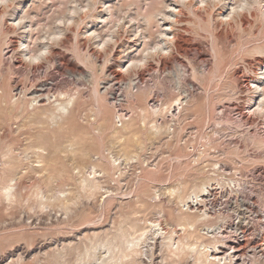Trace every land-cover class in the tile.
I'll return each mask as SVG.
<instances>
[{"label": "rangeland", "instance_id": "rangeland-1", "mask_svg": "<svg viewBox=\"0 0 264 264\" xmlns=\"http://www.w3.org/2000/svg\"><path fill=\"white\" fill-rule=\"evenodd\" d=\"M106 1H0V98L10 89L12 100L18 101L24 95L33 100L31 96L37 94L31 92L32 88L35 85V89H39L41 84L56 93L62 91L79 96L78 105L75 104L70 115L59 124L48 115L38 116L40 121L36 116L31 119L25 117L35 112L33 110L37 107L53 105L56 102L54 96L43 103L35 100L27 103L25 112L18 117H11L2 108L4 104H0V171L5 167L7 158L16 159L21 170L17 177L23 175L17 181L19 186L23 183L21 188L25 186L22 188L23 197L12 202L1 198L0 189V264H45V260H48V264L53 259L51 257H54L52 252L55 255L56 249L67 246L69 241L70 245L82 244L85 243V234L104 237L106 232H113V221H122L120 211L126 209L130 213L134 211L132 236L140 233L142 227L148 224L147 219L160 220L167 230V226L170 227L168 222L172 221L169 214H176L174 212L177 211L174 204L176 201L170 200L166 194L161 195L159 200L152 199L153 188L160 184L178 186L182 182V195H187L190 188L200 183L201 178L212 175L211 172L215 170L216 174L226 176V182L234 179L242 184V192L248 193L250 190L252 198L264 208V110L263 113L253 110L257 94L264 90L256 92L252 87V82L260 77L259 68L264 67V16L262 21L259 18V15L262 17L260 11L264 9V0H256L259 2L254 4V8L245 5L243 11L231 18L225 15L241 0ZM245 1L253 4V0ZM103 2L110 5L111 22L107 20L99 23L93 29L97 28L96 32L103 39L111 34L113 36L104 52L87 32L99 15L108 16L102 6ZM152 2L162 10V3H171V7L179 9L178 22L174 24V32L179 36L177 46L170 54L151 57L145 67L137 66L126 71L121 66L128 59L142 56L144 41L153 45L159 39L156 28L148 27L139 15V10ZM21 3L26 5L28 20L32 22L33 28L37 27L31 34V48H35L41 41L39 39L47 35L45 32L56 26L62 29L63 37L57 40L58 44L51 45L50 41L47 43L52 46L50 59L42 60L37 65L29 64L21 56L18 44L22 36L21 29L17 26L15 28L12 22L13 14L15 17L22 15L17 8ZM252 14L253 17L250 16ZM70 17L74 21L68 24L66 20ZM59 18L63 23L58 24ZM139 33L145 37L142 39ZM211 45H215L221 58V83L220 89L206 88V93L201 83L205 78L203 75L214 65ZM260 50H263V54ZM84 54H88L89 60L81 62ZM105 54L108 63L101 69ZM178 61L183 64L182 67L176 66ZM89 62L94 64L95 74H99L98 90L106 105L102 112L94 101L96 99H93L95 96ZM192 68L199 75H194ZM139 89L144 95L141 103L134 100L140 93ZM177 98L182 99L183 105H177ZM186 99L193 101L192 104L184 105ZM208 99L211 103L207 104ZM16 109L15 114L20 112V107L18 112ZM117 112L124 114L122 121ZM154 128L160 131L151 136L149 133ZM124 143L127 150L138 156L129 164L124 162L120 165L119 171L112 172L106 163L109 152L115 153L119 144ZM31 144L34 147L47 146L49 149L56 144L62 152L49 151L46 155V149L43 152L49 162L46 169L30 171L31 166L28 165H38L37 150ZM91 161L97 166L99 189L89 193L80 188L77 170L88 166ZM214 163L215 169L212 170ZM209 167L211 169L208 170ZM105 190L109 192L105 193ZM42 194L46 197L41 198ZM54 197L68 200L62 204L55 201ZM38 202L47 204L40 206ZM161 208L166 211V217H161ZM176 234V238L185 235L180 230ZM188 234V242L195 241L196 237L198 241L205 240L198 228L190 230ZM150 241L154 245L144 247L147 252L141 256L142 259L140 257L141 264H193L192 258L185 253L179 254L177 258L171 255L161 244V238ZM68 255L73 258L67 257L68 264L74 263L77 253L70 251ZM170 256L172 258H168Z\"/></svg>", "mask_w": 264, "mask_h": 264}, {"label": "bare ground", "instance_id": "bare-ground-1", "mask_svg": "<svg viewBox=\"0 0 264 264\" xmlns=\"http://www.w3.org/2000/svg\"><path fill=\"white\" fill-rule=\"evenodd\" d=\"M0 1H2V0H0ZM109 1L110 0H107L106 3L109 2ZM177 1L184 2L185 0H177ZM201 1H204V0H201ZM241 2L244 3V4H239ZM247 2L248 1L241 0L238 3V5L232 6L231 7V11L228 14H226L225 16L228 15L231 18V16L232 17L234 16V14L238 15L239 11H243L245 9V7H246L245 5H248L249 7H253L254 4L258 3L259 1L256 2V0H253V4H249ZM106 3L103 2L102 6L107 11L108 14L107 13L106 14L108 16L104 17L103 15H99L98 14L99 16L97 17V19L95 18L96 21L93 22L94 24H91L93 26H90L91 28L89 30H87V32H89V34L87 33L88 36L92 37L91 38L92 40L94 38L95 43L97 42L96 46L99 49H102L103 52L106 51V48L108 47L109 42L112 41L113 36L111 34L108 37H106V39H103V38H101L99 36L98 32H96L97 28L93 29V27L96 26L99 23H104L107 20H108V22L110 21V18H111L110 14H112V13H110L111 12V8H110V5L106 4ZM78 5H79V3H78ZM184 5H187V3H185ZM162 6H163V10L157 8V6L154 5V2H152L148 7H145L143 9L139 10V13H140L139 15H141V17H142L143 21L146 23V25L148 27H150V28H152V27L156 28L155 31H157V33H158L157 36H159V39L153 45H149V44L146 43V41H144V43H143L144 47L141 50L142 56L139 57V55H138L139 58H135L134 57V59L126 60V62H124V63L125 64L127 63V64L126 65L123 64L121 66L122 69L124 68L126 71H129V69L131 68V70H132L133 67H137V66L145 67L147 62L149 61L148 59H150L151 57H154L156 55L158 56V55H161V54H170L171 52H173L172 51L173 48H176V46H177L176 45V41H177V37H179V36H177L176 32H174V29H175L174 24H177V22H178L177 21V15L180 14V11H179V9L175 10L173 7H171L172 6L171 3H169V4L162 3ZM259 6H261V5H259ZM17 8H18V10L19 9L21 10L20 12L22 13V15L15 17V14H13L12 22H14L13 23L14 27L17 26L19 29H21L22 36H20V40H18V44L20 46L21 56L24 57V60L26 59L25 61L28 60L27 62L29 64L30 63H36V65L39 64L42 60H46L47 58L50 59L49 55H51V49H52L51 45H53L54 43L56 44L60 40V38L63 37L62 36L63 35L62 29L60 28V26H56V28L50 30L49 32H45V33H47V35L45 34L46 36L44 35L43 37H41L39 39L41 41L37 43L35 48H31L30 47V41H32V39H31L32 35L31 34L37 27L34 29L33 25H32V22L28 20L29 19V15H28V11L26 9V5L21 3L20 6H18ZM263 8H264V5H263ZM247 9L249 11H251L249 8H247ZM72 12H75V10L72 9ZM260 13L262 14V17L259 15V18H261L260 21H262L263 20V16H264V9L261 10ZM11 15H12V13H11ZM250 16L253 17V14L250 15ZM178 18H179V16H178ZM57 20H58V24L63 23V21L60 18L57 19ZM203 20H205V19H203ZM73 21H74V19L72 17H70L69 19L66 20V22L68 24L73 23ZM256 21H258V18H257ZM137 22H139V21H137ZM241 22L243 23L244 21H241ZM263 23H264V21H263ZM146 29H147V27H146ZM138 30H140V28ZM15 31H16V29H15ZM151 33H152V31H151ZM154 33H152V34H154ZM1 34L3 35V33H1ZM139 35H142V33H139ZM144 37H145V35L144 36L142 35V39ZM34 38L35 37H33V40H34ZM42 40H45V42L46 41L47 42L44 43V41H42ZM48 42L51 45L47 44ZM34 43H35V41H34ZM0 46H2V45H0ZM211 46H212V49H213L212 52H213V58H214V65H213V67H211L212 69L210 68L211 70L209 69L207 71V73L205 72L206 74L203 75V77H205V78H203V81H202L203 83H201V85H202V87H204V90L206 88H209V90H210V89H212L214 87L215 88L218 87V89H220L219 88V86H220L219 83H221V81H220V79H221V70H222L221 69V60H220L221 58H219V55H218V52H217L218 49H216L215 45H211ZM261 47H262V45H261ZM75 49H78V48H75ZM82 49H81V51H82ZM254 51L257 52V50H254ZM260 51L263 54V50H260ZM0 52H1V50H0ZM106 56L107 55L105 54V59H103V64H100V68L101 69H103L105 67V65L108 63V58ZM82 57H83L82 60L79 59V60H81V62H83V61L85 62V61L89 60L88 59L89 58L88 54H84ZM90 57H91V55H90ZM90 61L93 62L91 59H90ZM86 63H88V62H86ZM176 63L178 64V65L176 64V66H180V67L183 66V64L181 62H179V61L176 62ZM258 63H260V62H258ZM89 64H90V62H89ZM151 68H153V67H151ZM90 71H91V79H92V84H93V92H94V96H95V98H93V99H96L94 101L96 102V105L98 106L99 111L102 112L104 110L105 106H106L105 105V100L103 99V97L100 96V93H99V90H98V75L99 74L98 75L95 74L96 73V69L94 67V64H92V63L90 64ZM192 71H193V74L196 75L197 72L195 71L194 68H192ZM101 72H102V70H101ZM183 73H184V71H183ZM197 75H199V74H197ZM258 75L260 77H258V79L256 81L252 82V87L254 88V90L256 92H258V91L261 92L262 90H264L263 89L264 88V67L261 66L259 68ZM200 76H202V75H200ZM39 86H40L39 89H35L37 87L35 85L32 88L31 92L33 94H35V95L37 94L35 97L31 96V98H34L33 100H29L28 99L29 97L27 98L26 95H24V94H22V95H24V97H22V99L19 98L18 101L12 100V97H11L12 95L11 96L9 95L11 90L8 89L9 93L5 92L4 94H2L3 96L0 98V104H2V103L4 104V107H2V108L6 109L4 111L5 112L7 111L11 115V117L12 116L13 117L14 116L18 117V116H22V112L26 109V107L28 105L27 103H29V102L31 103V101H34V100L37 101V103H43L45 100H49L52 96H54L56 102L53 105H50L47 108L46 107H37L36 106L37 108L35 110H33L35 112L30 113V115L27 114L28 116H25V117H27V119L30 117V119H31L32 116L33 117L36 116L38 118V116H42V115H46L47 116L48 115V117L55 118L56 119L55 122H57L59 124L60 121L62 122L63 120H65L70 115L71 109H73L74 106L76 107V105H78V102H77L78 100L77 99H78L79 96L77 97L76 94L75 95H68V94H65L62 91L61 92L57 91V93H56L55 91H51L49 89L47 90L46 88L43 87L44 85H42V84L39 85ZM6 87H8V86H6ZM25 88L26 87H24L23 90H25ZM6 90H7V88H6ZM140 90L141 89H139V91ZM209 90H208V93H209ZM211 91H213V90H211ZM205 92L207 93L206 90H205ZM215 92H216V90H215ZM13 97H14V95H13ZM143 97H144L143 91H140V93L135 96L134 100H136V101L141 103V101L143 100ZM217 100H219V99H217ZM175 101L177 102V105H183L182 104L183 102H182L181 98H177ZM213 101H212V103H214ZM251 101H252V99H251ZM192 102L188 101L186 99V100H184V105H186L187 103L188 104L189 103L192 104ZM209 102L210 101L208 99L207 100V104ZM25 103H26V105H25ZM32 104H33V106H35L33 102H32ZM35 104H36V102H35ZM253 105H255V108L253 110L258 111V113H263V110H264V92L263 91L260 94H257ZM19 107H20V112L15 114L14 110L17 108L16 111L18 112L19 111ZM76 110H78V109H76ZM140 110H141V108H140ZM13 114H15V115H13ZM71 115H73V114H71ZM117 115L120 118V121H122V119L124 118V114L118 113ZM20 118H22V117H20ZM32 120H30V121L27 120V121L32 123L34 121V120L33 121ZM38 120L40 121L39 118H38ZM97 129L99 131V128H97ZM161 129H162V127H161ZM158 131H160L159 128H154V129H152L150 131V133L149 132H147V133L151 134V136H152V135H155V134L157 135ZM36 136L38 137L39 134H37ZM170 136H172V135H170ZM147 138H148V136H147ZM42 141H44V140H42ZM258 141H260V140H258ZM37 142H38V140H37ZM51 142L52 141H50V144H51ZM44 143H45V141H44ZM112 144H114V143H112ZM54 145L55 146H53V147H51L49 145L50 148H52V149H49L47 146L44 147L43 145H38L37 147H34V145H32V147H34L37 150V154H36L37 155V161L36 162L38 163V165H35L36 166L35 167L34 165H32L33 163L32 164L30 163L31 165L27 164L28 167L31 166V167H29L30 171L32 169V171L36 170V172H40V171H38V169L39 170L46 169V165H47V162H48L46 155H48L50 152L51 153H57L59 151H60L59 153L62 152L61 149L59 148V145H56V144H54ZM119 146H120L119 149L116 151L117 153L116 152L113 153L111 151V152H109V155L107 157V162L106 163L111 167V171L112 170L119 171L120 165H122L124 162L125 163L127 162V164H129V162L132 159H135L136 155H137V154H135V152H134V154H132L133 152L131 153L129 150H127L128 147L126 148L127 145L125 143L121 144V145L119 144ZM46 149L48 151H46ZM8 151H10V150H8ZM45 151L47 153L46 155H44V153H43ZM81 153H84V152H81ZM9 154H10V152H9ZM10 156H11V154H10ZM224 156H226V154ZM7 159H8V161L6 162V165H4L5 167L2 166L4 168L2 169V172L0 171V175L3 174L0 177V189H1V195H2V197L1 196L0 197L3 198L4 201L12 202V201H15L19 197H23V193L22 192H23V189H24L25 186H23L22 187L23 189H22L21 186H22L23 183H21V186H19V182L17 181L21 176L23 177V175H20V176L17 177V174L20 173L19 171H21V170H19L20 164L17 165V162H16L17 160L15 159L16 160L15 161L12 157H9ZM194 161H195V158H194ZM93 162L91 161L90 164H88V166L82 167V169L77 170L78 174L76 173L77 175L80 176V179H79L80 188L83 189L84 191L89 192V193L95 192L96 190L99 189V185H98L99 180L97 179V178H99V174H97L98 173L97 172L98 171L97 170V166H96V164H94L95 162L94 163ZM2 164H4V163H2ZM216 164H217V160H216ZM216 164L215 163L212 164V166H213L212 170L215 169L214 165H216ZM58 165H60L59 162H58ZM218 166H219V164H218ZM58 167H60V166H58ZM153 168H155V167H153ZM88 169H90V170H88ZM196 169H198V168H196ZM209 169H211V168L209 167L208 170ZM105 170H106V168H105ZM205 170H207V168H205ZM28 171L29 170H27V172ZM107 171H108V169H107ZM215 171L211 172L213 176L210 173L209 174L211 176L208 175V177H204V178H201L202 177L201 176L200 177L201 180L199 179L200 183L198 185L192 187V189L190 188L191 191L189 190L190 192L188 191L189 193L187 195H182V192H183L182 191V182H180L178 184V186H165L164 184H160L158 187H154L153 188V193H152V197H151L152 199H158L159 200L161 195L166 194L167 197L171 198L170 200L174 199L176 201L174 203L177 206V211L174 212L176 214H173V215L169 214L170 215L169 217L172 220V221L169 220L171 222H168L170 227L167 226L168 225L167 221L165 222V225L168 228L167 230L165 229L166 227L164 228L162 226L160 220L158 221L156 219L155 220L147 219L146 221L148 222V224L145 227H142V229L140 230V233H138L137 235L132 236L131 229L135 226V224L132 221V212H134V211H131V213H130L129 210L126 211L127 210L126 209L123 212L120 211V215L123 217L122 221H117L116 223H115V221H113L114 224H112V225H114V226H112L113 228L111 227L113 229V232H109V233L106 232V234H105V232L103 231V233L105 234L104 237H100V236L98 237L97 234L93 235V236L92 235L89 236L91 233H89V234L87 233L88 235H86L84 233L85 237L84 236L83 237H84V239L86 238L88 240V243L86 242L87 240L85 239L84 240L85 243H82V244L77 243L76 245H70V241H69L68 242L69 244L67 243L68 244L67 246L66 245L64 247L61 246L62 248L59 249V250L56 249V254L55 255L53 254L54 252H52V255L54 257H51L53 259H50V262H48V264H68L69 261H67L68 260L67 257H69L68 253L70 251H72V252L74 251L75 253H77V255H76L77 258L74 260L75 262L72 261L74 263L71 262L72 264H133V262H135V263L138 262L136 264H139L141 262L140 261V257L143 254H146V252H147V250H144V247L152 246V244L154 245V242L152 243L150 240H154L155 238H157V239L161 238V242H162L161 244L165 247V249L171 255H173V256H175L177 258V256H179V254L181 255L182 253H185V255L187 254L190 258H192L193 264H231L230 260H228L226 255L222 256V255L219 254V253L223 252L220 249V246H225V247H227L230 250H238V249H236L237 245H235V244H227V243H223L222 242V239H221L222 233H220L221 231H219V229H220V224L219 223H221V219H219V218L218 219H212L210 221V219H208L209 216H207V215H205V213L201 212V209L198 206V202H197L198 200L199 201L201 200L200 197H202L205 194V191L207 190V188L210 185H212L215 182H224V181H226V180H224V178L226 177L225 175H224L225 176L224 177V176H222L223 174L222 175H220L218 173L216 174ZM56 172H57V170H56ZM222 172H224V170ZM226 172H224V173H226ZM24 173H26V171H24ZM204 174H205V172H204ZM214 174H215V176H214ZM50 176H52V175H50ZM229 177H230V175H229ZM197 182H198V180H197ZM192 184H193V182H192ZM107 192H109V191L105 190V193H107ZM38 194L39 193L37 192V196H38ZM43 197H46V196L42 194L41 198H43ZM50 199L51 198L48 199V202H47L48 204L50 203L49 202ZM124 199H125V197H124ZM54 200L63 204V202H66L68 199L65 201V199L55 198ZM38 203H40V206L41 205L43 206L44 204H47L46 202L45 203L44 202H38ZM64 206H66V205H64ZM67 206H69V205H67ZM60 207H62V206H60ZM65 208H67V207H65ZM157 208H159V206ZM162 208L160 209L161 210L160 211V215H161V217H164V216L166 217V215H165L166 211L162 210ZM67 209H64V210L66 211ZM69 209H70V207H69ZM173 210H175V209H173ZM191 213H196L197 215H191ZM118 217H119V212H118ZM119 218H121V217H119ZM164 220H167V218L164 219ZM196 228H198L199 232H201V234H203L205 240H200L199 239V241H198V239H196L198 237H196L195 241L188 242L187 238L189 236V234H188L189 231L190 230L191 231H195ZM177 230H180V232L182 231V233L185 234V235L182 236V238L181 237L180 238L179 237L176 238L177 236H175V235H177L176 234ZM203 236H201V237H203ZM11 239H12V237H11ZM184 240H186V241H184ZM188 240H189V238H188ZM82 241H83V238H82ZM62 245H63V243H62ZM52 251H54V250H52ZM149 251H150V249H149ZM168 258H172V257L170 256ZM47 259H49V257ZM141 259H142V257H141ZM72 260H73V258H72ZM45 261H46L45 264H47L48 260H45ZM42 263H43V261H42ZM36 264H41V263H36Z\"/></svg>", "mask_w": 264, "mask_h": 264}, {"label": "built area", "instance_id": "built-area-1", "mask_svg": "<svg viewBox=\"0 0 264 264\" xmlns=\"http://www.w3.org/2000/svg\"><path fill=\"white\" fill-rule=\"evenodd\" d=\"M241 186L236 180L215 182L198 206L208 219H221L222 242L237 245L238 250L220 246V255H226L231 264H264V208Z\"/></svg>", "mask_w": 264, "mask_h": 264}]
</instances>
